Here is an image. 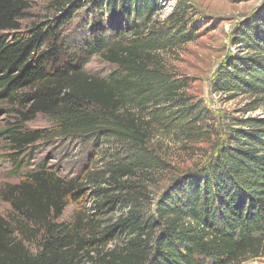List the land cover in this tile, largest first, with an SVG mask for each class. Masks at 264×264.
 <instances>
[{
	"label": "trees",
	"instance_id": "obj_1",
	"mask_svg": "<svg viewBox=\"0 0 264 264\" xmlns=\"http://www.w3.org/2000/svg\"><path fill=\"white\" fill-rule=\"evenodd\" d=\"M49 1L55 14L22 29L27 3L0 0V104L13 116L0 130L11 152L3 161L19 175L28 149L53 136L77 142L83 161L68 178L40 162L0 191L10 206L0 215V264L264 258V117L234 119L203 163L172 176L155 198L146 193L169 168L151 145L154 131L182 134L210 120L152 55L195 40L188 8L176 2L155 25L160 0ZM79 10V25L66 32ZM234 45L242 51L219 64L210 90L249 95L246 112H255L264 108V22L237 31ZM94 54L114 67L106 77L84 70ZM39 115L52 131L26 127Z\"/></svg>",
	"mask_w": 264,
	"mask_h": 264
},
{
	"label": "rangeland",
	"instance_id": "obj_2",
	"mask_svg": "<svg viewBox=\"0 0 264 264\" xmlns=\"http://www.w3.org/2000/svg\"><path fill=\"white\" fill-rule=\"evenodd\" d=\"M24 1L27 3V9L21 20L22 29L55 14L49 0ZM176 2L188 8L187 18L197 37L184 45L155 51L152 55L166 71L174 75L175 79L183 80L187 84L185 96L190 103L201 102V106L211 115L210 120L205 122L207 127L198 124L196 130L183 131L182 134L154 131L151 145L165 159L169 168L166 173L156 174L146 183L149 199L155 198L160 187L167 184L172 176L203 163L211 153V145L220 135H217V132H220V129L225 131L233 128L234 119L264 117V108H259L255 112H246L245 106L251 102V96L238 95L226 98L223 94L212 92L209 84L219 64L238 50L242 51L234 45L236 32L249 25L264 22V0H160L158 10L152 17V23L161 24L174 9ZM82 13L83 10L77 11L64 25L66 32L77 28ZM83 68L87 73L103 78L110 74L114 67L104 62L98 54H94ZM181 96L184 97L182 94ZM6 110V106L0 104V130L7 127L13 118ZM52 126V122L41 115L26 124L29 130L34 131L49 132L52 131ZM10 154L4 141L0 140V191L7 185L17 184L22 174L36 168L40 162H46L48 166L58 170L63 177L68 178L71 173L79 170L77 162L83 161L81 148L77 142L54 136L28 149L27 155H30V159L24 162L19 175L14 174L10 165L3 161L6 155ZM91 209L89 205L85 207L87 212ZM73 210L72 206L66 208L61 220L69 221ZM9 213V204L0 200V215L7 218ZM108 247H112V244ZM84 260V263L87 262V259ZM244 264H264V258Z\"/></svg>",
	"mask_w": 264,
	"mask_h": 264
}]
</instances>
